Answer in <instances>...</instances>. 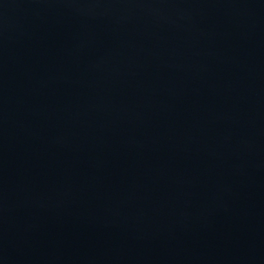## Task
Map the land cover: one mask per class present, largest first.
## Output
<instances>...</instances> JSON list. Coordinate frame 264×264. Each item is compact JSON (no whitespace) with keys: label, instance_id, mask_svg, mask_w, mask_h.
Segmentation results:
<instances>
[{"label":"water","instance_id":"water-1","mask_svg":"<svg viewBox=\"0 0 264 264\" xmlns=\"http://www.w3.org/2000/svg\"><path fill=\"white\" fill-rule=\"evenodd\" d=\"M0 264H264V0H0Z\"/></svg>","mask_w":264,"mask_h":264}]
</instances>
